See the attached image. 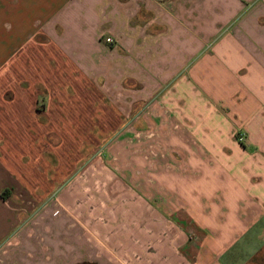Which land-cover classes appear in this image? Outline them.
I'll list each match as a JSON object with an SVG mask.
<instances>
[{
    "label": "crops",
    "instance_id": "1",
    "mask_svg": "<svg viewBox=\"0 0 264 264\" xmlns=\"http://www.w3.org/2000/svg\"><path fill=\"white\" fill-rule=\"evenodd\" d=\"M109 35L119 59L111 67L132 71L134 89L149 82L155 98L145 114L138 94L136 111L119 121H133L130 136L143 137L149 159L165 153V169L197 188L181 196L180 218L167 194L137 196L132 223L120 209L107 212L116 235L97 223L91 237L67 228L63 242L55 232L37 264H264V0H0V160L14 163L13 148L3 150L9 139L43 138V113L58 130L75 119L58 98L59 81L28 83L22 59L49 54L57 73L61 61H74L104 77ZM38 89L46 96L31 101ZM101 89V97L112 95L108 84ZM160 136L158 150L152 138ZM13 178L0 166V187ZM56 214L66 222L64 210ZM12 231L0 227V243ZM5 250L0 264H33Z\"/></svg>",
    "mask_w": 264,
    "mask_h": 264
},
{
    "label": "rangeland",
    "instance_id": "2",
    "mask_svg": "<svg viewBox=\"0 0 264 264\" xmlns=\"http://www.w3.org/2000/svg\"><path fill=\"white\" fill-rule=\"evenodd\" d=\"M109 37L114 40V44L104 42L109 51L106 55L110 65L107 72L103 73L104 77L100 73L96 75L93 71L77 69L74 61L66 64L61 61V67L65 71L62 73L59 67L57 73V68L52 63L56 59L53 60L49 54L22 59L23 67L28 61L25 76L28 77V83H32L34 77L40 82L43 77L44 82L59 81L58 98L66 105L70 103L69 109L75 119L73 124L61 123L64 126L58 130L52 121H47L50 115L43 113L40 116L44 119V125L40 126L45 132L43 138L20 136L9 139L10 144L4 146L3 150L6 151L9 147L13 148V152L7 154L14 159V163L0 160V166L14 178L11 185L0 187V195L6 190L9 192L6 204H3L0 196V227L12 226L13 231L6 241L0 243V254L9 251L6 248L11 249L10 258L24 256V260L28 258L30 263L37 264L36 256L41 257L40 250L44 247H51V241L56 237L55 232L65 242L64 238L68 237L65 231L75 229L78 234L90 235L89 226L97 223V227L102 226L109 235H116L117 228L114 226L118 224L113 223L107 212L116 213L120 209L124 211V220L132 223L131 212L138 205L134 201L137 196L144 199L149 195L159 197L167 194L173 210H177L181 206V196L195 193L197 187L181 186L179 178L174 175L175 171L165 169V153H156L151 160L150 154L143 153V149L147 147H144L143 137L137 138L134 143L130 136L132 120L119 121L118 116L122 113L131 117L136 111L134 101L139 98L138 94L142 103L141 112L145 114L151 113L149 106L155 98L150 96L149 82L145 84L146 88L134 89L138 82L132 71L126 67H111L113 64L117 65L119 59L112 51L116 40L107 36ZM55 76H59V79L56 80ZM25 77L20 78V74H14L12 80L23 82ZM103 84H108L112 92L109 98L101 97ZM45 94L46 90L38 89L30 91L29 97L33 101L38 96L44 98ZM40 106L42 111L48 109L46 102ZM152 139L155 140L153 144L156 148L161 150L164 145L163 136ZM12 141L14 144H21V147L12 146ZM149 165H153L152 168ZM155 165L158 167L155 168ZM182 204L186 207L193 205L189 202ZM60 209L65 211V223L57 217L56 213ZM8 211L12 213L11 221L3 218ZM177 211L179 213L180 210ZM176 216L180 218V213ZM121 228L123 229L119 227V230ZM96 230L95 233L92 231V237L98 242L97 238L99 245L104 247L99 238L101 235ZM123 230L125 233L131 232V228L127 231L124 227ZM105 240L108 241L109 238Z\"/></svg>",
    "mask_w": 264,
    "mask_h": 264
},
{
    "label": "built area",
    "instance_id": "3",
    "mask_svg": "<svg viewBox=\"0 0 264 264\" xmlns=\"http://www.w3.org/2000/svg\"><path fill=\"white\" fill-rule=\"evenodd\" d=\"M106 42L108 44H110V45H113L114 44V40L111 37L107 38L106 39ZM243 139H244V136H240L239 141H243Z\"/></svg>",
    "mask_w": 264,
    "mask_h": 264
},
{
    "label": "trees",
    "instance_id": "4",
    "mask_svg": "<svg viewBox=\"0 0 264 264\" xmlns=\"http://www.w3.org/2000/svg\"><path fill=\"white\" fill-rule=\"evenodd\" d=\"M7 194H9V192H8V191H5V192L3 193V195H2V197L5 199Z\"/></svg>",
    "mask_w": 264,
    "mask_h": 264
}]
</instances>
